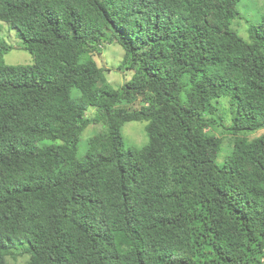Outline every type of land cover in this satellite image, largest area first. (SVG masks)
Segmentation results:
<instances>
[{
    "label": "trees",
    "instance_id": "1",
    "mask_svg": "<svg viewBox=\"0 0 264 264\" xmlns=\"http://www.w3.org/2000/svg\"><path fill=\"white\" fill-rule=\"evenodd\" d=\"M240 1L0 0L32 56L0 39V264H264V15L244 39Z\"/></svg>",
    "mask_w": 264,
    "mask_h": 264
},
{
    "label": "rangeland",
    "instance_id": "2",
    "mask_svg": "<svg viewBox=\"0 0 264 264\" xmlns=\"http://www.w3.org/2000/svg\"><path fill=\"white\" fill-rule=\"evenodd\" d=\"M237 10L241 20L234 21H238L237 25L235 24V29L241 37L246 39L248 26L257 23L264 15V0H241L237 5ZM2 27L0 39H3L7 44L12 46V50L3 56V62L11 65L30 64L32 62V56L22 49L18 40L14 37V31L9 30L8 25L3 23ZM122 56L123 50L116 44H110L103 45L102 54L93 57L97 65L104 68L106 80L114 89L119 88L124 82L123 74L117 70V65L120 63ZM139 102L140 101L135 103L133 107L138 109ZM222 103L223 105H220V110L226 108L225 100L222 101ZM86 115L92 117L94 115L93 109H90ZM222 124L225 127L227 122L223 120ZM145 125V122H129L122 127L121 132L126 146H141L145 143ZM99 131L100 129L98 126L91 125L85 130L82 137L87 139ZM220 131H222V129L218 127L214 133L218 135ZM262 133H264V130L256 132L249 137L253 138ZM223 155H225L224 151L219 154L218 159L220 161Z\"/></svg>",
    "mask_w": 264,
    "mask_h": 264
}]
</instances>
